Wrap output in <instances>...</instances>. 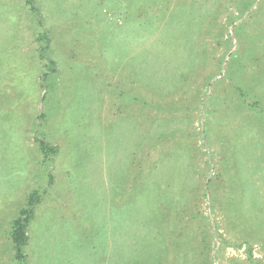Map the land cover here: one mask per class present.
Returning <instances> with one entry per match:
<instances>
[{
  "label": "rangeland",
  "instance_id": "rangeland-1",
  "mask_svg": "<svg viewBox=\"0 0 264 264\" xmlns=\"http://www.w3.org/2000/svg\"><path fill=\"white\" fill-rule=\"evenodd\" d=\"M248 1L0 0V264L34 191L27 264H264Z\"/></svg>",
  "mask_w": 264,
  "mask_h": 264
},
{
  "label": "trees",
  "instance_id": "trees-1",
  "mask_svg": "<svg viewBox=\"0 0 264 264\" xmlns=\"http://www.w3.org/2000/svg\"><path fill=\"white\" fill-rule=\"evenodd\" d=\"M26 2L30 5H33V0H26ZM248 2L251 5L248 7V9H246L247 10L246 13L250 11L252 3H254L255 0H249ZM45 39L47 40V38ZM42 58L43 55H41V59ZM38 145L40 151L46 157L49 154L55 155L58 151L57 146H49L47 143H45L42 140L38 141ZM40 201H41L40 194L37 191L32 192L28 197L26 207L20 210L19 216L12 221L10 236L13 243L14 252H15L14 256H15V260L17 261V264H27L26 256L24 255L22 250L28 243L27 227L29 222L34 216V207ZM193 250H195V248ZM177 253H179V251ZM184 258H185L184 255L182 256L179 255L178 257V254L175 253V255L173 254V256L169 257L167 260H164L163 262H160V264H183L181 260H183Z\"/></svg>",
  "mask_w": 264,
  "mask_h": 264
}]
</instances>
